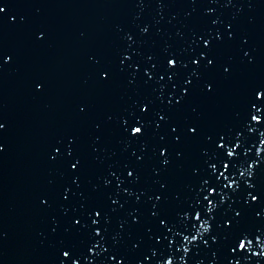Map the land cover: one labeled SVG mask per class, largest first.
Instances as JSON below:
<instances>
[{
	"label": "water",
	"instance_id": "water-1",
	"mask_svg": "<svg viewBox=\"0 0 264 264\" xmlns=\"http://www.w3.org/2000/svg\"><path fill=\"white\" fill-rule=\"evenodd\" d=\"M0 264H264V0H0Z\"/></svg>",
	"mask_w": 264,
	"mask_h": 264
}]
</instances>
